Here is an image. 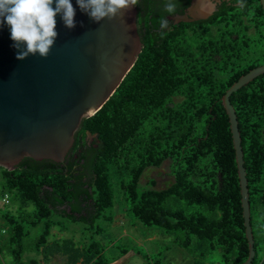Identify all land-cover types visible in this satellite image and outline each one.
<instances>
[{
	"label": "trees",
	"instance_id": "1",
	"mask_svg": "<svg viewBox=\"0 0 264 264\" xmlns=\"http://www.w3.org/2000/svg\"><path fill=\"white\" fill-rule=\"evenodd\" d=\"M193 0L177 1L175 15ZM166 0H139L144 49L105 106L83 121L64 163L24 159L0 167V264H113L130 249L109 228L117 194L134 222L172 239L192 264H243L250 254L230 120L222 98L243 75L264 65L260 0H222L208 19L161 29ZM174 15V16H175ZM175 98H182L175 102ZM242 137L256 255L264 264V74L232 94ZM94 137L90 142L89 137ZM170 162L173 183L141 180ZM84 226L86 242L60 239L54 227ZM105 224V225H104ZM99 237V238H97ZM145 256L164 264V254ZM112 260V261H111Z\"/></svg>",
	"mask_w": 264,
	"mask_h": 264
},
{
	"label": "water",
	"instance_id": "2",
	"mask_svg": "<svg viewBox=\"0 0 264 264\" xmlns=\"http://www.w3.org/2000/svg\"><path fill=\"white\" fill-rule=\"evenodd\" d=\"M202 0H193L177 23L208 19L217 7L200 14ZM76 26L67 28L57 15L59 33L47 58L18 60L11 29L0 28V167L15 170L26 158L64 163L84 120L97 114L135 66L144 44L138 30V8L100 23L71 0ZM264 8V0H260ZM54 7V5H53ZM210 12V13H209ZM264 74V65L243 75L222 98L230 120L250 254L256 255L250 194L242 137L232 94Z\"/></svg>",
	"mask_w": 264,
	"mask_h": 264
},
{
	"label": "clouds",
	"instance_id": "3",
	"mask_svg": "<svg viewBox=\"0 0 264 264\" xmlns=\"http://www.w3.org/2000/svg\"><path fill=\"white\" fill-rule=\"evenodd\" d=\"M139 0H76L82 12L97 23L114 19L121 12L129 11ZM54 5V7H53ZM177 3L166 0L165 11L174 16ZM57 15L64 25L76 26V9L71 0H0V28L7 24L11 29L13 47L17 49L18 60L39 55L47 58L59 36ZM161 29L169 27V20L160 17Z\"/></svg>",
	"mask_w": 264,
	"mask_h": 264
},
{
	"label": "rangeland",
	"instance_id": "4",
	"mask_svg": "<svg viewBox=\"0 0 264 264\" xmlns=\"http://www.w3.org/2000/svg\"><path fill=\"white\" fill-rule=\"evenodd\" d=\"M214 5L215 4H212V7ZM212 10L213 8L210 9V12H212ZM181 100L182 98H175V102H180ZM89 139L93 140L94 137L90 136ZM170 171V162H166L158 169H148L141 180V185L147 187L152 181H155V189H165L173 183V177ZM123 203V198L120 194H117L115 218H113V223L108 229L109 234L115 237L116 245H112L108 248L107 256L110 259L120 256V250H118L119 248L117 249V246L122 247L124 245V247L130 250L126 256L121 257L117 262L114 261L113 264H148V261L145 259L146 255L154 257L168 246L170 250L164 254V264H192L191 256L185 250L173 245L171 238L162 237L154 230H149L137 222H134V220L128 216ZM66 225H68V228H65V230L58 226L54 227L53 234L60 239L74 238L76 241H89L87 237L90 236V234L88 232H83L84 226L69 223ZM125 231L127 233V235H125L126 237L120 239L119 237L124 234ZM10 262L11 259L9 257L4 258V264H9ZM216 262L217 259L213 258L210 264H215ZM50 264H63V262L60 261V259H56Z\"/></svg>",
	"mask_w": 264,
	"mask_h": 264
},
{
	"label": "flooded vegetation",
	"instance_id": "5",
	"mask_svg": "<svg viewBox=\"0 0 264 264\" xmlns=\"http://www.w3.org/2000/svg\"><path fill=\"white\" fill-rule=\"evenodd\" d=\"M158 1V0H157ZM177 1H179V0H174V2H177ZM212 2V3H211ZM221 2H222V0H209V4L207 5V8L206 9H204V11H199L200 12V14H204L205 12H207V11H209L210 10V6H211V4H215L216 5V7H218L220 4H221ZM211 3V4H210ZM179 15V14H178ZM176 16V15H175ZM175 16H168V20H169V28L170 29H173V28H175L176 26H178L180 23H177L175 20H174V17ZM91 141H93V140H91L90 139V142Z\"/></svg>",
	"mask_w": 264,
	"mask_h": 264
},
{
	"label": "built area",
	"instance_id": "6",
	"mask_svg": "<svg viewBox=\"0 0 264 264\" xmlns=\"http://www.w3.org/2000/svg\"><path fill=\"white\" fill-rule=\"evenodd\" d=\"M0 204H1L0 210L4 209L6 206L10 204V198L8 196H5V198L1 200ZM6 234H7V231L5 229L0 228V238Z\"/></svg>",
	"mask_w": 264,
	"mask_h": 264
},
{
	"label": "bare ground",
	"instance_id": "7",
	"mask_svg": "<svg viewBox=\"0 0 264 264\" xmlns=\"http://www.w3.org/2000/svg\"><path fill=\"white\" fill-rule=\"evenodd\" d=\"M208 4H209V0H202L198 11H204V9L207 8Z\"/></svg>",
	"mask_w": 264,
	"mask_h": 264
},
{
	"label": "crops",
	"instance_id": "8",
	"mask_svg": "<svg viewBox=\"0 0 264 264\" xmlns=\"http://www.w3.org/2000/svg\"><path fill=\"white\" fill-rule=\"evenodd\" d=\"M125 235H127L126 231L119 238L121 239L122 237H126Z\"/></svg>",
	"mask_w": 264,
	"mask_h": 264
}]
</instances>
